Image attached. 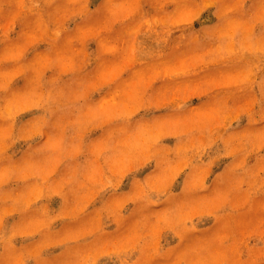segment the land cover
Segmentation results:
<instances>
[{"label": "rangeland", "instance_id": "374dc122", "mask_svg": "<svg viewBox=\"0 0 264 264\" xmlns=\"http://www.w3.org/2000/svg\"><path fill=\"white\" fill-rule=\"evenodd\" d=\"M0 264H264V0H0Z\"/></svg>", "mask_w": 264, "mask_h": 264}]
</instances>
